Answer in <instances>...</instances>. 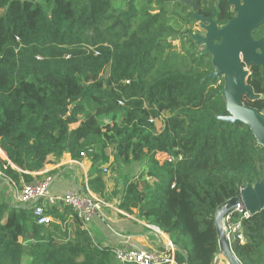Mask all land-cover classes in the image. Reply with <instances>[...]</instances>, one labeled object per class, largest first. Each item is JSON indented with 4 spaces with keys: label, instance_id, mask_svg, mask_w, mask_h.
Masks as SVG:
<instances>
[{
    "label": "trees",
    "instance_id": "1",
    "mask_svg": "<svg viewBox=\"0 0 264 264\" xmlns=\"http://www.w3.org/2000/svg\"><path fill=\"white\" fill-rule=\"evenodd\" d=\"M117 1L0 0V179L20 189L64 155L92 157L93 193L119 197V210L167 234L176 264H217L216 213L264 177V149L246 125L219 120L224 84L207 78L211 57L190 38V8ZM191 1L206 18L217 0ZM219 8L215 22L224 25L234 15L225 2ZM249 72L259 98L244 104L264 115V73ZM111 145L117 161L142 169L107 195L99 167ZM47 214L52 221L37 225L27 207L0 202V264H120L69 207ZM242 227L233 253L264 264V210Z\"/></svg>",
    "mask_w": 264,
    "mask_h": 264
},
{
    "label": "water",
    "instance_id": "2",
    "mask_svg": "<svg viewBox=\"0 0 264 264\" xmlns=\"http://www.w3.org/2000/svg\"><path fill=\"white\" fill-rule=\"evenodd\" d=\"M233 7L235 17L218 28L214 16L202 17L197 13V5L191 0H179L193 10L192 18L202 23L206 32L204 37L191 36L196 45H203V54L211 57L214 72L208 79L222 77L224 87L221 96L225 102L227 115L219 120L238 125L242 123L251 131L256 143L264 149V115L244 104V99L256 100L247 79L250 66L260 67L264 73V40H255L253 34L264 25V0H219ZM248 68V69H246ZM237 203H242L252 215L264 210V177L254 185L241 189L238 196L228 200L225 208L217 211L215 230L218 240L219 256L227 264H241L225 237L222 219Z\"/></svg>",
    "mask_w": 264,
    "mask_h": 264
},
{
    "label": "built area",
    "instance_id": "3",
    "mask_svg": "<svg viewBox=\"0 0 264 264\" xmlns=\"http://www.w3.org/2000/svg\"><path fill=\"white\" fill-rule=\"evenodd\" d=\"M82 159L86 155H81ZM81 160H75L77 166L83 168ZM107 173V169L103 170ZM39 173L33 174L38 175ZM83 186L76 191H66L63 196L55 195L51 192L50 187L54 177L45 174L42 178L35 180L28 185H22V188H16V201L27 207L36 221L37 225H44L52 221V218L47 214L49 208L58 203L69 207L75 217L80 221L86 231L90 234L88 228L92 219L99 215L103 209H113L119 213H124L106 203L98 195L96 196L88 187L86 174L83 177ZM14 189V183H12ZM251 213L245 209L242 203H237L232 207L222 219V228L225 233L228 243L233 245L235 242L243 243L244 234L242 221L251 217ZM148 227L158 233L160 230L154 226ZM115 260L120 264H173L174 263V247L171 242H168L166 251L162 253H154L147 250L126 249L120 245L111 249Z\"/></svg>",
    "mask_w": 264,
    "mask_h": 264
},
{
    "label": "crops",
    "instance_id": "4",
    "mask_svg": "<svg viewBox=\"0 0 264 264\" xmlns=\"http://www.w3.org/2000/svg\"><path fill=\"white\" fill-rule=\"evenodd\" d=\"M0 154L5 158V154L3 155L1 152ZM86 165H88V168L83 163L84 170L83 173H80L77 169V165L73 163L67 155H64L58 164L44 167V169L39 172V175H41L40 178H42L46 173L52 172L51 176H53L54 179L60 178V182L62 183L54 189L56 194H59L62 190H66L71 185H75L77 189H81L82 181L84 180L82 176L86 174L87 180V172L90 169V164L86 163ZM9 196H13L16 201V187L14 186L13 193L12 182L0 179V202L7 201ZM225 206L226 203L219 208V211L225 208ZM119 215H122V218H120ZM95 217L97 221L92 220L88 228L93 241L101 248L112 249L121 244V246L126 249L162 253L166 251L168 242H170L167 234L161 231L158 233L150 229L147 223L133 216H129L126 213H119L113 209L106 208ZM173 264L176 263L174 262Z\"/></svg>",
    "mask_w": 264,
    "mask_h": 264
},
{
    "label": "rangeland",
    "instance_id": "5",
    "mask_svg": "<svg viewBox=\"0 0 264 264\" xmlns=\"http://www.w3.org/2000/svg\"><path fill=\"white\" fill-rule=\"evenodd\" d=\"M139 3L141 4V0H138ZM179 1V0H178ZM144 2V1H143ZM125 3L126 0H119L117 1V8H124L125 7ZM156 3L153 4V8H157L158 6L155 5ZM116 5V1L114 2V6ZM216 8L213 7V10H215ZM192 12L191 9L188 10L186 13L188 12ZM190 33L192 36L194 35H199L201 37L205 36V31L203 29L202 24L198 23V21H193L190 25L189 28ZM174 44V50L176 53H183V48H182V43L180 42L179 39L175 40L173 42ZM196 50L197 52H203L204 51V46L203 45H196ZM248 69V68H246ZM249 71V69H248ZM220 82H222V84H224V81L222 79V77H220ZM158 129L162 128L161 123L157 124ZM99 153V151H97ZM108 153L110 154V160L106 163H103L100 165V170L101 173L103 174L104 177V182H105V191L106 194H111L113 192L114 189H118L119 191H121L123 189L124 186V182L127 179H132L135 178L139 175V171L142 169V167L140 166V164H133L130 167H125L121 161H117L114 158V146H109L108 148ZM161 159V158H160ZM82 163L86 165V163H89L91 167L92 165V157H84L82 159ZM84 166V167H85ZM77 169L80 171V173H83L84 168H81L80 166H77ZM104 169H107V173H104ZM84 177V176H82ZM61 179L60 178H55L51 184L50 190L52 193H54L56 195V192L54 191V189L60 185L62 182H60ZM82 186H83V181H82ZM77 187L75 185H71L70 187H68L66 190H70V191H76ZM13 193H14V189L12 187ZM66 190H62L58 195L63 196ZM95 194V193H94ZM97 196V194H95ZM110 198L108 201H106L104 198H102L106 203H109L111 206L117 208V205L119 204V197H112L111 195H109ZM7 201H9V203L12 205H14L15 208H23L24 206L19 204L17 201L14 200V197L9 196V199H7ZM13 201V203H12ZM15 202V203H14ZM96 217H94L92 220H95ZM97 221V220H95ZM115 261V260H114ZM113 261V262H114ZM215 262H217V264L221 263V264H227V261L225 260V258L223 256H219L217 254L216 258H215ZM115 263L117 264V262L115 261Z\"/></svg>",
    "mask_w": 264,
    "mask_h": 264
},
{
    "label": "flooded vegetation",
    "instance_id": "6",
    "mask_svg": "<svg viewBox=\"0 0 264 264\" xmlns=\"http://www.w3.org/2000/svg\"><path fill=\"white\" fill-rule=\"evenodd\" d=\"M224 2L227 4L226 1H222L221 3H224ZM221 3H220L219 0H217V1H216V4H214V5L211 6V8H212V15H211V16H214V15L216 14V11L220 9L219 7H220ZM213 7H215L216 9L213 10ZM190 9H191V8H190ZM227 9L233 13V7H229L228 4H227ZM191 11H192V16H193V13H194V12H193L192 9H191ZM233 15H234V13H233ZM192 16H191V19L194 21L195 19H193ZM211 16H210V17H211ZM234 17H235V15H234ZM234 17H233V18H234ZM206 18H209V17H206ZM213 18H214V21H215V16H214ZM233 18H232V19H233ZM232 19H231V20H232ZM195 21H196V20H195ZM228 22H229V21H228ZM228 22H227V23H228ZM198 23L202 24L200 21H198ZM215 23H216V22H215ZM227 23H226V24H227ZM226 24H224V25H226ZM216 25H217V24H216ZM224 25H217V27H218V28H221V27L224 26ZM263 26H264V25H263ZM258 33L260 34V38H261V39H262V38L264 39V30H263V28H260L256 33H254V34H253V38H254V36H255L256 34H258ZM205 34H206V32H205ZM191 36H192V35H190V38H191Z\"/></svg>",
    "mask_w": 264,
    "mask_h": 264
}]
</instances>
